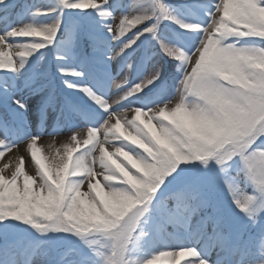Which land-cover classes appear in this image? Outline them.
Returning <instances> with one entry per match:
<instances>
[{
	"label": "snow or ice",
	"instance_id": "snow-or-ice-1",
	"mask_svg": "<svg viewBox=\"0 0 264 264\" xmlns=\"http://www.w3.org/2000/svg\"><path fill=\"white\" fill-rule=\"evenodd\" d=\"M0 264H264V0H0Z\"/></svg>",
	"mask_w": 264,
	"mask_h": 264
},
{
	"label": "rangeland",
	"instance_id": "rangeland-1",
	"mask_svg": "<svg viewBox=\"0 0 264 264\" xmlns=\"http://www.w3.org/2000/svg\"><path fill=\"white\" fill-rule=\"evenodd\" d=\"M67 140V133H62L59 134L55 137L49 136V135H44L38 142V146L41 147L43 154L47 155L48 153V145L55 142L56 146L59 147L61 143L66 142ZM25 148V145L21 144L20 145V150L21 154H23V150ZM10 155L9 153L5 154V157ZM25 160H26V172L28 174H35V166L30 162V158L28 155H25Z\"/></svg>",
	"mask_w": 264,
	"mask_h": 264
}]
</instances>
